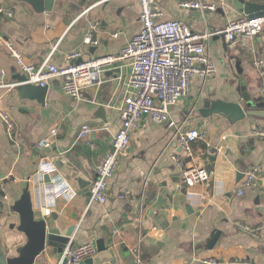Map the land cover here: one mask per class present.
<instances>
[{
    "label": "crops",
    "instance_id": "obj_1",
    "mask_svg": "<svg viewBox=\"0 0 264 264\" xmlns=\"http://www.w3.org/2000/svg\"><path fill=\"white\" fill-rule=\"evenodd\" d=\"M97 1L0 0V7L13 13L11 18L0 15V36L12 41L36 68L47 59L64 66L73 52H81L84 60L118 56L142 30L140 0H110L80 18L89 3ZM186 1L215 3L217 9L188 10L181 5ZM43 4L50 9L42 10ZM154 8L160 22L177 20L195 32L212 33L207 51L215 75L195 76L189 97L171 109L179 127L200 132L194 151L211 172L212 184L203 190L182 185L174 158L182 153L176 130L148 117L143 119L148 126L132 132L131 146L119 159L107 203L90 201V182L122 127L121 109L131 76L127 64L108 67L104 74H109L102 76L99 86L87 89L83 101L65 95L58 79L49 83L44 105L21 97L17 90L0 91L4 109L16 125L12 140L0 118V247L10 258L18 257L28 238L19 231L20 217L5 212L30 183L36 219L53 223L58 219L61 231L76 227L71 241L94 245L95 256L97 241L104 240L116 264H137L135 247L138 264H203L207 259L264 264V139L254 135L264 131V116L231 123L220 115L204 119L199 113L205 101L243 103V95L251 99L255 111L264 112V79L254 66L256 59H264V30L253 42L226 43L216 34L246 17L231 0H155ZM96 23L98 28L93 29ZM90 32L98 45L84 42ZM0 70L8 82L19 83L17 76H24L1 46ZM86 126L91 133L82 138ZM46 139L51 148L43 146ZM45 159H54L55 169L45 175L50 183L38 174ZM253 166L262 169L258 182L239 195ZM46 207L51 216L45 215ZM60 256L47 247L35 264H54Z\"/></svg>",
    "mask_w": 264,
    "mask_h": 264
},
{
    "label": "built area",
    "instance_id": "obj_2",
    "mask_svg": "<svg viewBox=\"0 0 264 264\" xmlns=\"http://www.w3.org/2000/svg\"><path fill=\"white\" fill-rule=\"evenodd\" d=\"M110 0L90 2L84 9L81 17L88 14L93 8L103 5ZM224 0H217L223 2ZM142 30L123 47L118 56H103L84 60L81 52H73L66 58L64 66L55 65L47 59L43 65L36 68L28 64L16 45L9 39L0 36V46L16 62L20 72L25 76L23 83L8 82L4 71L0 70V91L11 92L20 85H35L46 87L53 80L62 81V91L76 101L85 100L87 89L101 84L103 74L108 67L117 63L127 64L131 69L128 82V93L121 109L120 131L113 139V151L106 154L97 169L95 177L89 185L90 201L105 204L108 201L109 182L114 177L119 164V159L131 146V134L140 127L146 128L148 123L143 119L150 117L153 121L165 124L168 129H175V138L182 153L175 156V161L181 169L180 181L189 190L205 189L213 181L204 160L194 151V145L201 139V134L196 129L185 130L173 120L171 109L190 95L192 80L199 75L211 78L216 73V67L207 51V44L212 33L195 32L187 23L177 20L158 21L160 13L154 8L155 0H140ZM183 8L202 13L215 12V3L201 1H186L181 4ZM0 15L11 18L10 10L0 7ZM99 23L93 25L98 28ZM264 30V17L248 18L231 21L224 29L216 34L221 36L226 43L237 40L253 42ZM84 42L87 45H98L93 40L90 32ZM82 62L78 64V61ZM199 64L203 65L201 67ZM254 66L259 75L264 79V59L258 58ZM0 118L6 126L9 137L16 138V125L10 114L4 109L3 100L0 98ZM91 133L89 127H84L81 137L87 138ZM52 131V135H56ZM254 135L264 139V131L256 130ZM43 146L51 148V140L43 141ZM55 169L54 159H45L40 162L38 174L40 177L50 175ZM262 173L259 166H253L246 174L242 187L238 191L243 194V189L255 187L258 177ZM53 186H50V188ZM55 192L51 191L50 199ZM203 196V195H202ZM204 197V196H203ZM45 215L51 216V208H45ZM240 229L255 235V229L240 226ZM96 247L92 244H76L70 241L54 264H81L94 257ZM135 261L140 263L139 248L132 249ZM203 264H221L215 260H204ZM232 264H250L234 262Z\"/></svg>",
    "mask_w": 264,
    "mask_h": 264
},
{
    "label": "water",
    "instance_id": "obj_3",
    "mask_svg": "<svg viewBox=\"0 0 264 264\" xmlns=\"http://www.w3.org/2000/svg\"><path fill=\"white\" fill-rule=\"evenodd\" d=\"M231 3L241 14L248 18L264 17V0H231ZM50 5L43 4L42 10H49ZM81 62L82 60L78 61V64ZM108 74H104L103 77ZM16 80L19 83H23L26 78L19 75ZM16 90L21 97L37 100L40 104L44 105L48 86L40 87L28 84L20 85ZM242 97L243 103L205 101L199 113L204 119H208L213 115H220L228 119L231 123L243 121L251 116H264V112L254 110V104L247 95H243ZM111 151H113V147ZM44 181L45 183H50L51 179L49 176H45ZM23 189L22 196L15 199L13 206L6 210L5 213L8 216L9 214H15L20 217L19 231L26 235L28 243L19 251L18 257L15 258H10L8 253L4 252L0 247V264H35L36 260L47 250V247L53 248L56 253L62 255L72 240L76 229V227H71L61 231L57 223L58 219H55L54 223L47 219H36L32 193L30 191L31 184L25 183ZM89 198H91L90 193ZM217 240L218 234L214 238L211 248ZM96 244L98 254L85 260L81 264H104L106 261L110 264H116L117 261L114 259L111 247L106 245L104 240H99Z\"/></svg>",
    "mask_w": 264,
    "mask_h": 264
}]
</instances>
